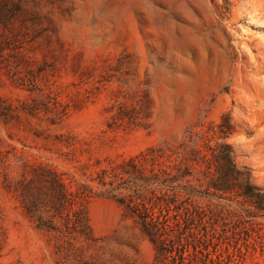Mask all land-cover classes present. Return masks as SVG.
Instances as JSON below:
<instances>
[{
	"label": "rangeland",
	"instance_id": "1",
	"mask_svg": "<svg viewBox=\"0 0 264 264\" xmlns=\"http://www.w3.org/2000/svg\"><path fill=\"white\" fill-rule=\"evenodd\" d=\"M223 116L264 187V0H0V264H168L114 197L82 200L88 237L38 227L52 171L76 208L110 161L204 148ZM259 221L198 264H264Z\"/></svg>",
	"mask_w": 264,
	"mask_h": 264
},
{
	"label": "trees",
	"instance_id": "2",
	"mask_svg": "<svg viewBox=\"0 0 264 264\" xmlns=\"http://www.w3.org/2000/svg\"><path fill=\"white\" fill-rule=\"evenodd\" d=\"M212 131L204 135V148L152 146L110 161L89 179L97 189L87 182L79 185L76 208L73 192L52 171L48 217L39 215L37 226L64 233L55 222L60 216L66 232L88 237L82 200L97 193L116 198L168 264L213 262L210 247L226 237L229 223L245 231L263 229L264 187L255 185L249 169L235 161L228 142L234 131L231 117L223 116Z\"/></svg>",
	"mask_w": 264,
	"mask_h": 264
},
{
	"label": "bare ground",
	"instance_id": "3",
	"mask_svg": "<svg viewBox=\"0 0 264 264\" xmlns=\"http://www.w3.org/2000/svg\"><path fill=\"white\" fill-rule=\"evenodd\" d=\"M262 5V4H261ZM236 18L237 17H240L242 15L241 11L240 10H236L234 12ZM258 19H261V17L259 15H256ZM238 46V45H237ZM240 53L242 54H245V53H251L252 52V49L251 48H248L247 46H243V47H239V50H238Z\"/></svg>",
	"mask_w": 264,
	"mask_h": 264
}]
</instances>
